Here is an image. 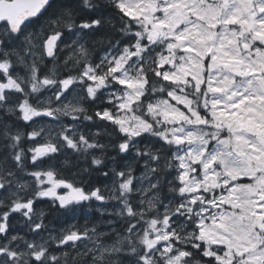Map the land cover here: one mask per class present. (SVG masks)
I'll list each match as a JSON object with an SVG mask.
<instances>
[{
  "label": "rangeland",
  "instance_id": "374dc122",
  "mask_svg": "<svg viewBox=\"0 0 264 264\" xmlns=\"http://www.w3.org/2000/svg\"><path fill=\"white\" fill-rule=\"evenodd\" d=\"M117 3L133 21H123L124 29L131 30L129 40H133L124 45L109 44L106 52L91 57L90 61L89 47L79 40L85 30L74 19L39 18L28 23L17 36L8 34L7 26L0 23V34L7 39L5 45H0L7 52L0 55V70L5 71V76L0 72V106L23 110V117L28 120L37 115L50 117L41 126L51 133L55 130L60 147L77 146L76 142L80 143L86 135L85 122L75 121L73 125L65 119L57 121L56 118H62L55 108L71 111L72 120L82 119L85 99L94 98L100 91L111 103L100 111V117L117 131L107 125L93 129V137L98 138L100 147L105 144L104 137L112 138L119 147L126 146L125 154L130 156L125 169L119 172L121 177L107 178L113 186L107 184V189L100 190L103 197L87 199L95 204L100 216L94 226L83 224L81 232L80 225L75 226L73 233L84 234L85 237L81 235L84 239L80 242L65 237L67 234L51 233L49 238L42 237L43 242H30L31 251L20 250L27 253L25 261L35 259L51 264L59 256L55 254L61 256L62 251L71 249L84 254L79 257L82 263L88 262L86 256L94 252L92 256L104 264L160 261L204 264L190 259L180 242L177 245L171 241L176 235L169 208L172 198L170 201L161 194L159 181L153 174V168L156 170L160 165L163 149L171 147L179 208L198 214L199 232H192L191 237L205 243L203 253L215 257L220 264H264V242L258 245L261 234L250 221L257 215L264 216L255 210L260 205L258 193L264 192L261 185L264 177L259 189L252 184L231 182L252 175L254 168L264 172V0H118ZM153 7L158 10L156 14L151 13ZM65 29L71 31L64 32ZM54 31L64 32L65 37L55 58L49 60L44 41ZM152 50L150 58L147 57ZM149 62H154L159 73L156 75L172 84L151 89L152 93L144 100ZM75 63L82 64L77 74L70 67L76 70ZM66 81H70L67 88ZM41 126L35 131L31 129L29 138L36 137L44 129ZM44 170L49 168L41 169ZM1 180L5 188L7 181ZM12 180L14 186L20 185ZM57 180L52 174H36L24 180L21 188L38 189L48 196L53 193L51 189H59ZM7 192L16 197L12 205L21 206L19 200L24 197L20 198L17 191ZM117 199L120 202H114ZM80 205L81 202L76 206L67 202L69 212L61 224L51 226L61 231L75 225L82 212L74 209ZM261 206L264 208V204ZM18 209L25 212L21 207ZM134 210L151 213L147 225H136L131 231L143 245L139 257L129 256L125 261L117 257L120 253L133 255V251L124 252L130 237L122 233L98 244L88 239L89 235L97 237L105 230L112 233L115 216ZM174 212L182 213L176 209ZM85 213L90 220V210ZM26 214L31 218L32 232L33 217ZM2 221L7 223L6 219ZM12 233L4 244L6 253L0 257L2 261L13 255V261L20 259L13 253V245H17L16 238L27 240L13 228ZM52 247L55 250L49 251ZM105 255L112 261L105 262Z\"/></svg>",
  "mask_w": 264,
  "mask_h": 264
},
{
  "label": "trees",
  "instance_id": "16d2710c",
  "mask_svg": "<svg viewBox=\"0 0 264 264\" xmlns=\"http://www.w3.org/2000/svg\"><path fill=\"white\" fill-rule=\"evenodd\" d=\"M101 4L100 2H96V5ZM104 6V4H102ZM100 5L99 7H101ZM89 7H86L84 5V2L80 1L78 2L77 0H52L51 4L48 6V8L45 10V12L42 14L40 17L42 20L44 18L46 19H62V20H70V19H80L81 21L84 19V14H82V10L84 13V10H88ZM104 10H106L107 13H105L104 16H100V23L97 26L96 29L92 31V37L90 39V42L94 44L96 49H101L105 47V44H108L110 42L118 41L120 40L121 42H125L128 37L130 38L131 35V30L129 29L128 31L126 28L124 29V25L122 24L121 18H123L121 12L113 6V3L110 2V4L105 5ZM96 12H99V8L96 9ZM39 19V18H38ZM38 19L33 20L34 22H37ZM125 22V20L123 19ZM129 22L131 20H128ZM14 49V48H13ZM14 51H16L14 49ZM154 50L150 52V54H147V57L150 58ZM78 67L81 66L80 63L76 64ZM155 64L154 62H149L148 65V78H149V85L148 86H155L158 87L162 83V77L157 76V80L155 79V73H154V67ZM72 67V66H71ZM76 67V68H78ZM73 68V67H72ZM172 83L167 82V85H171ZM162 86V85H161ZM168 87V86H167ZM145 99V98H143ZM104 103H101V102ZM100 104V105H99ZM110 105L105 99L104 96H101L100 98L97 97L90 101L88 104V112L87 116L90 117V122L88 126L95 127L97 126L96 129L100 127H105L108 125V127L116 132L117 128L114 127L111 123L105 121L104 118H100L96 110L107 108ZM9 124L10 122H7L3 124V127L5 128L6 131L9 129ZM91 129V128H88ZM4 129H0V137H6L8 136V132H5ZM91 134H88L87 138V144H83L82 140H80V154L78 153V163L80 164V173L78 177H74L73 181L71 177H63L64 180L67 182H75L76 187H80V189H87V188H95V187H102L104 185H110L112 182L107 180L109 177H114L113 176H107L105 174V168L103 169V165L107 163V158L110 155V151L114 150L116 151V147L118 144H116L112 138H107L104 137V146L99 147L96 143V141L92 139L93 136V131L90 130ZM108 132V131H107ZM106 132V133H107ZM112 134V132H110ZM116 139V138H115ZM95 144V145H94ZM118 148V147H117ZM119 149V148H118ZM164 155L161 158L160 165L159 167L155 170V167L153 168V174L159 181L158 184H160L159 191L161 192L162 195L165 196V198H169L171 201L172 198V206L170 204V211L173 212L172 216V223L173 226L176 227L175 232L176 235L173 234L174 238L171 239V241H175L177 245H179V242L181 243V247L185 249L189 256L190 259L193 260H198L199 262H202L204 264H220L215 257L213 256H207L203 252L205 251V243L204 242H199L197 239H194L191 237L192 232L194 234H197L199 232V225H198V214L195 211H189L188 208L184 209L182 211L179 208L180 202L178 201V189L175 186V179L172 177L173 172H174V165L172 164L173 162V156L170 152L171 147L169 150L163 149ZM117 152V151H116ZM130 157L128 156L127 159ZM139 160V157H138ZM137 160V162H138ZM101 163V164H100ZM132 163H133V158H132ZM100 164V166H99ZM91 171V172H90ZM99 178V179H98ZM115 189V187H114ZM92 190V189H90ZM104 191V189H99ZM163 190V191H162ZM120 202L119 199L114 200V202ZM197 205L195 204V208ZM48 212V217L54 220H59V219H64L65 211L63 209H60L59 205H54V203L51 204L49 207ZM85 209V206L83 204L81 205V212H83ZM181 211L182 213L174 212V210ZM86 210V209H85ZM88 210H90V213L92 214V218L90 220L84 219L83 215L80 216L77 219V222L79 220V223H81V227L83 226H94V222L97 219L96 216V208L93 206H88ZM138 210V209H137ZM134 210L131 213L127 212L124 215H116L115 219V224L114 228L115 230L112 233H107L105 232L100 235V237H96L94 235L89 236L88 239L94 240V242H102L106 240H111L112 236H117L118 234L122 233L125 237H130L128 238L129 243L125 245V250L126 251H133V255H129L127 253H121L119 256L120 258H123L124 261L128 260L130 257L129 256H136L139 257L142 254V248L143 245L141 244L140 240L137 239L133 234H131L132 229L136 225H147L149 222V219L151 218V213H140L139 211ZM67 213V212H66ZM172 214V213H171ZM106 217H108L106 215ZM76 222V223H77ZM93 224V225H92ZM92 229V228H90ZM113 230V228H112ZM81 232V230H79ZM189 234L190 237L187 236ZM85 236L84 234H81ZM179 236L177 239L176 236ZM67 237V235L65 236ZM102 237V238H101ZM184 243V244H183ZM216 247V246H215ZM54 248V247H52ZM127 249H133V250H127ZM81 252L75 253V251L68 249L62 251V254H57L59 256H56L57 259H53L51 264H95L94 261L89 260L88 262L82 263V259L79 257H84V254L80 255ZM66 256V257H65ZM118 256V258H119ZM86 258L91 259L89 256H86ZM117 258V257H116ZM51 260V258H50ZM116 264V263H114ZM121 264V263H119ZM156 264V263H155ZM157 264H165L162 261L158 262Z\"/></svg>",
  "mask_w": 264,
  "mask_h": 264
},
{
  "label": "flooded vegetation",
  "instance_id": "af4514ba",
  "mask_svg": "<svg viewBox=\"0 0 264 264\" xmlns=\"http://www.w3.org/2000/svg\"><path fill=\"white\" fill-rule=\"evenodd\" d=\"M80 2L81 0H77ZM96 1L100 2L101 4L96 5ZM104 4V6L102 5ZM109 2L108 0H90V8L88 10H82V14H84V19L81 21L80 19H76L75 21L77 22H85L86 24L89 23L91 25V32L90 29L86 30V27L82 25L83 28H85V31L80 35V39L82 41H85L87 46L89 47V56L88 60L90 61L91 57L95 58L96 57V47L95 45L90 42V39L94 36H92V31L97 28V26L100 23V16H104L106 10H104L105 5H108ZM102 5L101 7H99ZM99 8V12H96V9ZM78 23V24H79ZM82 28V30H83ZM66 32V30L64 31ZM106 46L109 45L105 44ZM105 46V47H106ZM86 61V60H84ZM70 92V91H69ZM101 93L100 91H98ZM88 108V106H87ZM18 109V107H17ZM56 111H59V113H64V111L55 108ZM9 108L4 106L0 107V125L5 124L6 120H15L16 122L19 119V117H15L12 115L10 111H8ZM11 111H14V108H11ZM34 119H38V116H34ZM32 123V122H31ZM19 125L21 127L26 128V131L28 129V123L26 121H20ZM16 144V139H13L11 137H0V178H9V177H17V178H26L28 176L33 175V169H35L36 174H52L55 177H63V176H73L78 173L79 171V165H78V153L80 154V144L79 142H76L77 146H70L67 145L65 148V151L58 150L54 147V145H47V144H31L32 146H35L32 148L35 151V154H32V150L29 148V141L27 138L25 139H18L17 146H14L13 144ZM21 145H24L23 147ZM119 148V146L117 145ZM116 147V151L111 150L110 155L107 158V163L103 165V169L105 168V174L107 176H117L119 171L123 170L126 165L125 162H127V154L122 153L118 148ZM41 157V158H38ZM255 161V159H253ZM101 164V163H100ZM99 164V166H100ZM42 168H49V170H44L41 171ZM41 173H38L40 172ZM21 172V173H20ZM264 177V172L262 171L261 168H254V172L250 176H245V177H239L236 179L231 180L232 183H244V184H252L255 187L260 188V180L261 178ZM230 182V183H231ZM264 187V182L261 184ZM88 189V188H87ZM226 189V187L224 188ZM262 189V188H261ZM264 189V188H263ZM3 189H0V192ZM72 196L70 197L69 194L66 192L59 194V196H65L67 200H73L74 199L75 193L71 194ZM10 199V204L7 201ZM13 198L12 197H7L4 199V205L1 207L4 211H0V257H3L6 253L5 245L6 242H8L9 237H12V228L14 232H17L23 237L27 238L26 242L20 240L19 238L15 244L13 245L14 247V254H18L17 257L18 259L16 262L13 261V257L8 260V261H2L0 260V264H44L41 260H35L31 259L29 263L25 261V258L27 257V253H21L20 250L22 251L23 249H28L31 251V246L30 242L32 243L35 241L36 243L38 242H43V236H45L44 232V226L43 224H39L38 221L40 220L39 217H33L34 215H38L39 213H42L41 215L44 217H47V213L49 211L41 209L40 211L34 208L33 201L32 204L30 201L25 200L24 202L20 201L21 206L14 207L12 205ZM258 202L260 205H257L255 207V210L259 213H264V208H262V204H264V192L262 190L259 191L258 193ZM7 204V205H6ZM33 205V207H32ZM18 207H21L25 212H21ZM35 212H33V210ZM74 210H77L76 208ZM2 212V213H1ZM28 213L30 216L33 217V222H34V229L31 232L30 231V223H31V218L27 216ZM38 213V214H37ZM41 220H44L42 219ZM79 218V215H78ZM3 219H6L7 223L5 221H2ZM46 219V218H45ZM251 223L253 226L256 227L257 233L259 232L261 234V239L258 242V245L261 244V242H264V216H255L253 219L251 218ZM77 222V221H76ZM79 222V220H78ZM77 222V223H78ZM75 225H72V228H74ZM70 226L68 229H63L61 234L65 235L67 231L70 230ZM33 236H37L35 239H33ZM40 237V238H39ZM79 236L75 235H70V238H78ZM15 239V240H16ZM80 239V238H79ZM261 241V242H260ZM23 256H25L23 258ZM39 258V257H38ZM91 258V257H90ZM104 261H108L107 258L104 259Z\"/></svg>",
  "mask_w": 264,
  "mask_h": 264
},
{
  "label": "water",
  "instance_id": "95a60500",
  "mask_svg": "<svg viewBox=\"0 0 264 264\" xmlns=\"http://www.w3.org/2000/svg\"><path fill=\"white\" fill-rule=\"evenodd\" d=\"M51 1L2 0L0 1V21L7 22L11 31L18 33L27 21L39 17L48 8ZM58 40V34H53L46 40L45 50L49 58L54 56ZM67 85L68 83L65 86Z\"/></svg>",
  "mask_w": 264,
  "mask_h": 264
},
{
  "label": "bare ground",
  "instance_id": "6f19581e",
  "mask_svg": "<svg viewBox=\"0 0 264 264\" xmlns=\"http://www.w3.org/2000/svg\"><path fill=\"white\" fill-rule=\"evenodd\" d=\"M83 2V1H82ZM76 44V43H75ZM74 61V60H73ZM103 62V61H102ZM47 64V63H46ZM59 64V63H58ZM74 91V90H73ZM56 94V93H55ZM100 98V97H99ZM100 105V104H99ZM81 116V115H80ZM84 129V128H83ZM28 145V144H27ZM95 145V144H94ZM91 172V171H90ZM21 173V172H20ZM79 174V173H78ZM23 178V177H22ZM99 179V178H98ZM13 181V180H12ZM33 184V183H32ZM163 191V190H162ZM38 214V213H37ZM48 214V213H47ZM62 231V230H61ZM102 238V237H101ZM10 243V242H9ZM73 245V244H72ZM74 251V250H73ZM117 252V251H116ZM66 257V256H65Z\"/></svg>",
  "mask_w": 264,
  "mask_h": 264
}]
</instances>
